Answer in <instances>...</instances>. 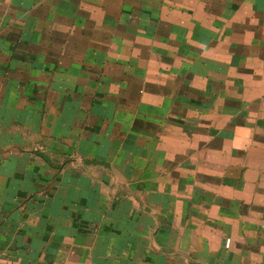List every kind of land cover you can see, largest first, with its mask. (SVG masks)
Wrapping results in <instances>:
<instances>
[{
    "label": "crops",
    "instance_id": "obj_1",
    "mask_svg": "<svg viewBox=\"0 0 264 264\" xmlns=\"http://www.w3.org/2000/svg\"><path fill=\"white\" fill-rule=\"evenodd\" d=\"M0 264H264V0H0Z\"/></svg>",
    "mask_w": 264,
    "mask_h": 264
}]
</instances>
